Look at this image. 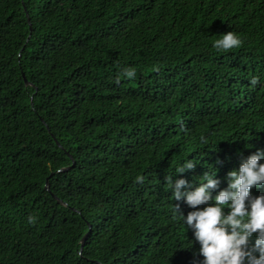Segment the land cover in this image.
Returning a JSON list of instances; mask_svg holds the SVG:
<instances>
[{
	"label": "trees",
	"instance_id": "1",
	"mask_svg": "<svg viewBox=\"0 0 264 264\" xmlns=\"http://www.w3.org/2000/svg\"><path fill=\"white\" fill-rule=\"evenodd\" d=\"M263 146L264 0H0V264H202L166 178Z\"/></svg>",
	"mask_w": 264,
	"mask_h": 264
},
{
	"label": "clouds",
	"instance_id": "2",
	"mask_svg": "<svg viewBox=\"0 0 264 264\" xmlns=\"http://www.w3.org/2000/svg\"><path fill=\"white\" fill-rule=\"evenodd\" d=\"M219 37L212 45L218 52L227 53L243 45L240 35L234 31ZM122 74L133 78L135 71L124 69ZM258 84V77L249 80L250 87ZM261 161H264V150L249 155L238 169L227 174V187L219 191L220 180L212 167L199 178L196 186L184 178L173 182V176H182L196 167L194 159H185L166 178L172 200L183 201L193 209L184 216L178 204L173 207L199 244L202 264H264V163ZM137 180L142 181L143 177ZM214 191L217 194L213 197Z\"/></svg>",
	"mask_w": 264,
	"mask_h": 264
},
{
	"label": "water",
	"instance_id": "3",
	"mask_svg": "<svg viewBox=\"0 0 264 264\" xmlns=\"http://www.w3.org/2000/svg\"><path fill=\"white\" fill-rule=\"evenodd\" d=\"M22 77H23L24 84H25L26 86H30L31 84L25 79V77H24V76H22ZM55 142H56L57 146L60 147L59 143H58L56 140H55ZM67 170H68V168H63V169H61V170H58L57 172L60 173V172H65V171H67ZM44 189H45L46 191H49V187H48L47 182H46V184H45ZM55 199H56V198H55ZM56 201H57L58 203H60V204H62V205L65 206V203H62L59 199H56ZM86 237H87V234H85V235L82 237L81 241H80V249H79V252H78L79 254H81V252H82L83 245H84V242H85V240H86ZM94 263H97V262H94ZM98 264H99V263H98Z\"/></svg>",
	"mask_w": 264,
	"mask_h": 264
}]
</instances>
